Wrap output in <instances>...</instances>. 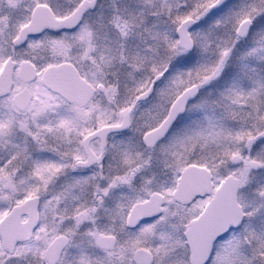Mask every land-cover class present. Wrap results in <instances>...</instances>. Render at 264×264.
Listing matches in <instances>:
<instances>
[{
  "label": "snow or ice",
  "instance_id": "obj_1",
  "mask_svg": "<svg viewBox=\"0 0 264 264\" xmlns=\"http://www.w3.org/2000/svg\"><path fill=\"white\" fill-rule=\"evenodd\" d=\"M0 264H264V0H0Z\"/></svg>",
  "mask_w": 264,
  "mask_h": 264
}]
</instances>
